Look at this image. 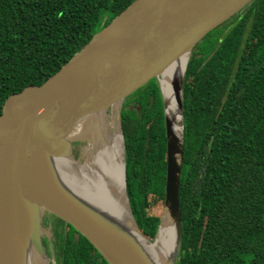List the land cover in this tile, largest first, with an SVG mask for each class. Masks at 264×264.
Segmentation results:
<instances>
[{"label": "trees", "instance_id": "1", "mask_svg": "<svg viewBox=\"0 0 264 264\" xmlns=\"http://www.w3.org/2000/svg\"><path fill=\"white\" fill-rule=\"evenodd\" d=\"M132 1L0 0V108L16 89L57 70ZM224 22L195 45L188 62L195 90L206 79L218 80L220 111L208 118L193 109L195 143L207 127L215 138L209 156L201 145L200 158L187 159L184 138L175 264H264V0H252ZM200 109L206 111L205 105ZM119 115L129 207L153 240L160 216L149 211L150 196L163 204L166 169L157 79L125 97ZM158 117L161 152L153 144ZM50 215L52 239H46L58 264H108L71 224Z\"/></svg>", "mask_w": 264, "mask_h": 264}, {"label": "water", "instance_id": "2", "mask_svg": "<svg viewBox=\"0 0 264 264\" xmlns=\"http://www.w3.org/2000/svg\"><path fill=\"white\" fill-rule=\"evenodd\" d=\"M251 1L133 0L57 70L37 84L16 89L3 100L0 264H28L30 253L50 264L41 238L43 211L71 224L108 264H157L146 255L136 236L148 239L131 213L126 188L127 225L121 210L111 215L100 205L94 208L77 199L80 196L65 183L55 159L71 156V132L78 121L86 117L96 120L97 114L115 104L116 121H119L120 104L125 97L150 79L158 80L168 65L186 56L182 73L173 81L176 93L173 113L167 112L159 84L166 151L162 213L174 227L171 255L163 264H175L182 240L178 189L184 142L182 92L186 66L193 47ZM176 124L179 134L174 132ZM108 169L103 179L105 187L115 184V175ZM159 226L160 223L156 234Z\"/></svg>", "mask_w": 264, "mask_h": 264}, {"label": "bare ground", "instance_id": "3", "mask_svg": "<svg viewBox=\"0 0 264 264\" xmlns=\"http://www.w3.org/2000/svg\"><path fill=\"white\" fill-rule=\"evenodd\" d=\"M109 20V19H108ZM186 56L181 57L174 63L168 65L158 76V81L162 93L166 99L167 112L175 111L176 95L173 88L174 77L182 73ZM115 104L114 106H116ZM113 106V107H114ZM178 114V111L175 112ZM108 113L101 111L96 115L93 128L99 133V138L94 139L92 145L85 151V160L79 161L72 156L60 157L55 159L56 167L59 169L61 177L65 183L78 195L79 200L96 208L100 205L108 210L111 215L121 210L125 220L128 223V204L125 195L124 186V150L120 130L115 127L112 130L109 122ZM113 122L116 121L115 111L111 114ZM178 116H176L177 118ZM91 118V117H90ZM83 121L80 120L72 129L71 135H77L81 129L84 130ZM110 125V126H109ZM174 132L180 133V128L176 124ZM115 174L122 173V187L117 188L115 184L104 186L103 179L109 170ZM115 181V179H114ZM159 230L153 240H148L136 234L138 239L144 245L146 255L156 260L157 264H163L171 255V247L174 244V227L165 213L160 216ZM30 224V223H29ZM29 228L27 229L26 242H29ZM28 264H45L43 260L35 255L29 254Z\"/></svg>", "mask_w": 264, "mask_h": 264}, {"label": "flooded vegetation", "instance_id": "4", "mask_svg": "<svg viewBox=\"0 0 264 264\" xmlns=\"http://www.w3.org/2000/svg\"><path fill=\"white\" fill-rule=\"evenodd\" d=\"M194 47L190 53L189 60L192 56V52L194 50ZM189 60H188V62H189ZM194 81H195V74L191 69H188V63H187L186 70H185L184 77H183V92H182L183 117H184V119H186V125L184 124L185 125L184 126V138L186 137L185 143L187 145L186 158L187 159L194 158L195 160H198L200 158V155L197 153V151L201 145H205L208 156L210 155L211 150H213V151L215 150V147H212V145L215 142V138L211 134L210 127H207L204 130L205 136L199 141L198 144L195 143V141H196L195 135L197 134L198 130H196V128L193 126V123L196 122L195 120L193 121V118L195 115V111H193V109L196 107L197 108V111H196L197 114L205 113L208 118L211 115L217 116L219 114V111H220V103H219L220 102V100H219L220 86H219V82L217 79L209 78V79L204 80L203 83L200 84L198 86V88L195 90V88H193V86L195 87ZM212 102H213L212 106L207 105V104H210ZM202 105H205L206 111H202L200 109V106H202ZM122 106H123V100L120 104V109L122 108ZM109 116H108V118H109ZM184 122H185V120H184ZM156 124H157V126L155 125L156 130H154V132H153V135H154L153 136V144L158 149V152H161V146H157V144H158L157 139H160V142H161V132H160L161 120L159 119V117L157 119ZM164 126H165V124H164ZM210 136H213V137L210 138ZM77 138H79V140ZM78 141H80L81 144L78 143ZM72 142H73V144L71 145V154L74 156V158H76V160H79V153L89 143L86 142V140H84L82 137H78V136L73 138ZM75 142H77L78 145ZM84 160H85V156H84ZM53 220L54 219H53L52 215H50L49 212L45 211L43 213V215L41 216V223H45L44 226L50 228L51 230H52V223L54 222ZM41 226H42V224H41ZM46 237H48V239H50V241H51L52 236H50V237L46 236L44 234V232H42L41 238H42V242L44 244V249L46 252L48 250V252H49V254L53 260V259H55L54 258V252H53V245L50 242H49V244L46 243L47 242ZM50 263H52L51 259H50ZM56 264H58L57 261H56Z\"/></svg>", "mask_w": 264, "mask_h": 264}, {"label": "rangeland", "instance_id": "5", "mask_svg": "<svg viewBox=\"0 0 264 264\" xmlns=\"http://www.w3.org/2000/svg\"><path fill=\"white\" fill-rule=\"evenodd\" d=\"M229 21L230 20L224 22L220 27H217L214 31H219L220 29L226 27L229 24ZM116 109H117V107H111V108H108L106 110V112L111 116V114L114 111H116ZM110 116H109V122L111 124L110 128H112V130H114V128L117 127L120 130V132H121L120 122L119 121L113 122ZM83 120H84L83 121L84 130L81 129V131L77 135H71V138H70L71 145L73 144L72 139L77 137V136L78 137H82L84 140H86V142L89 143L79 153V160L80 161L84 160V156H85L84 153H85V151H87L89 146L92 145L93 140L99 138V136H100L99 133L95 130V128H93V123L95 121L94 118L92 119L90 117H86ZM121 135H122V132H121ZM77 139L79 140V138H77ZM122 141H123V135H122ZM75 143H77V142H75ZM78 143L81 144L80 141H78ZM78 143H77V145H78ZM123 150H124V143H123ZM71 156L74 158V156L72 154H71ZM74 159H76V158H74ZM115 182H116L117 188L122 187V173L121 174H115ZM150 197H151L150 198L151 199V204L149 206V211L152 212V213H155V214H159V216H161V213H162V203H161V201L159 199H157L155 196H150ZM44 212L45 211L42 212L41 216L43 215ZM41 224H42V226H41V235H42V232H44V234L46 236H49V237L52 236L51 229L46 227V226H44L45 223H41ZM46 243L49 244V241H47ZM42 244H43V242H42ZM43 246H44V244H43ZM46 256H47V258L49 260V263H50V259H51L52 263H50V264H56V260L55 259L52 260L48 250L46 252Z\"/></svg>", "mask_w": 264, "mask_h": 264}]
</instances>
